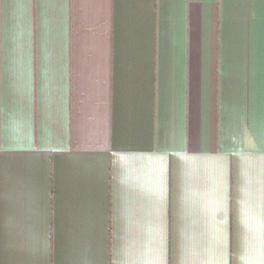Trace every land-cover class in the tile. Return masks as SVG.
Masks as SVG:
<instances>
[{
    "label": "crops",
    "instance_id": "1",
    "mask_svg": "<svg viewBox=\"0 0 264 264\" xmlns=\"http://www.w3.org/2000/svg\"><path fill=\"white\" fill-rule=\"evenodd\" d=\"M0 264H264V0H0Z\"/></svg>",
    "mask_w": 264,
    "mask_h": 264
}]
</instances>
